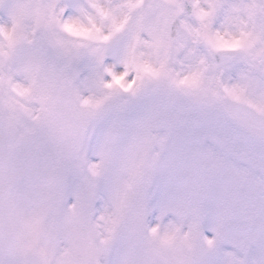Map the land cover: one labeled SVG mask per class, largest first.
I'll use <instances>...</instances> for the list:
<instances>
[{
    "label": "snow or ice",
    "instance_id": "snow-or-ice-1",
    "mask_svg": "<svg viewBox=\"0 0 264 264\" xmlns=\"http://www.w3.org/2000/svg\"><path fill=\"white\" fill-rule=\"evenodd\" d=\"M0 264H264V0H0Z\"/></svg>",
    "mask_w": 264,
    "mask_h": 264
}]
</instances>
